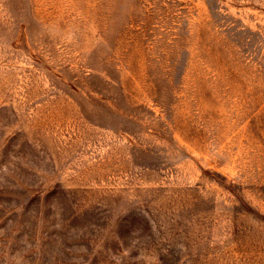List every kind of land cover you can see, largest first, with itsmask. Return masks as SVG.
<instances>
[{
	"label": "rangeland",
	"instance_id": "1",
	"mask_svg": "<svg viewBox=\"0 0 264 264\" xmlns=\"http://www.w3.org/2000/svg\"><path fill=\"white\" fill-rule=\"evenodd\" d=\"M0 264H264V0H0Z\"/></svg>",
	"mask_w": 264,
	"mask_h": 264
}]
</instances>
